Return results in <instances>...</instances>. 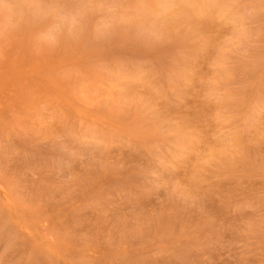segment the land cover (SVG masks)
I'll use <instances>...</instances> for the list:
<instances>
[{"label": "rangeland", "instance_id": "1", "mask_svg": "<svg viewBox=\"0 0 264 264\" xmlns=\"http://www.w3.org/2000/svg\"><path fill=\"white\" fill-rule=\"evenodd\" d=\"M0 264H264V0H0Z\"/></svg>", "mask_w": 264, "mask_h": 264}]
</instances>
